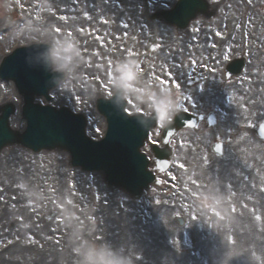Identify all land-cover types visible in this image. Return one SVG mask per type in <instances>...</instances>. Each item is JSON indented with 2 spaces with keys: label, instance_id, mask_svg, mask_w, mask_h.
<instances>
[{
  "label": "rangeland",
  "instance_id": "rangeland-1",
  "mask_svg": "<svg viewBox=\"0 0 264 264\" xmlns=\"http://www.w3.org/2000/svg\"><path fill=\"white\" fill-rule=\"evenodd\" d=\"M30 1L0 0V28L26 18L21 28L12 27L10 34H0V59L12 48L31 42L53 40L55 46H62L66 52L60 51L58 56L70 55L71 59L66 62L54 56V64L67 67L71 81L50 93L51 103L84 113L87 134L97 139L105 123L94 101L110 96L112 87L121 82L125 55L143 51L139 30L109 24L122 9L121 3L108 8V0H74L75 6L69 0H43L36 7L39 0ZM47 2L56 6L49 13L44 9ZM215 5L220 7L221 3ZM58 7L64 13L58 12ZM144 7L141 4L142 10ZM251 10L254 14L259 9ZM129 14L141 15L139 11ZM53 17L64 18L65 23L45 26L47 18ZM77 17L79 21L72 23ZM219 19L211 22L213 26L217 27L215 21ZM67 28L76 33L70 37V49L64 45L70 44ZM49 30L57 35L51 38ZM252 42L240 46L242 51L231 47L224 53V58L231 54L250 58L242 77L224 88L223 103L212 101L210 108L217 123L199 133L183 134L192 137H181L179 143L185 148L183 144L189 142L192 153H181L186 159L174 160L161 177L162 184L152 186L140 203L121 190L109 189L100 174L70 168L64 152L34 153L20 146L3 149L0 264H114L129 257L133 264H264V144L252 133L264 119V74L252 75L257 73L253 63L258 57ZM128 43L131 47L127 49ZM85 50L90 54L85 56ZM138 74V66H133L131 76ZM250 79L254 80L252 88L246 86ZM233 82L238 83L236 87L230 86ZM6 100L18 102L12 85L1 82L0 102ZM10 126L18 130L24 127L18 109L10 117ZM156 138L155 132L151 139ZM214 139L224 145L221 157L209 154L206 145L202 147ZM12 152L18 159L9 162L12 170L5 175L4 157ZM54 161L63 169L64 177L57 174L59 167L53 166ZM179 217L184 220L182 226Z\"/></svg>",
  "mask_w": 264,
  "mask_h": 264
},
{
  "label": "water",
  "instance_id": "water-1",
  "mask_svg": "<svg viewBox=\"0 0 264 264\" xmlns=\"http://www.w3.org/2000/svg\"><path fill=\"white\" fill-rule=\"evenodd\" d=\"M26 96L27 95L24 97L23 95L25 101L23 109L25 115L29 119L30 124L32 121L38 130H43L40 132L42 136L38 138V133L36 131L34 132V138L26 134L18 135L15 131H9L3 136L4 132L7 131L8 114L15 109V106L9 103L3 108L0 107V113L2 112L0 116V150L12 143L29 144L34 149L40 147L39 145L44 146L46 149H65L69 151L71 155L72 165H81L86 170H102L104 179L111 188H123L133 196L140 197L142 187L147 185V182L138 181H140L143 176L145 177L146 171L145 169L138 168L134 170V173L131 172L130 165L126 163L124 154L115 147L113 140L108 137L103 142H93L84 137L81 129H78V132L75 133V126L66 124L59 116L63 114L64 109H45L49 113V116H47V118H42L44 121L31 118L32 115L36 118L43 115H40L41 113L38 109H28V107H26V103H28L29 100L32 102L31 97L25 100ZM259 132L263 133L261 130ZM139 133H141L140 130L135 131L137 135L133 137V140L137 142L134 146L136 151L146 139V131L143 132V136L140 139L137 138L140 137ZM135 150L132 151V154L135 153ZM155 155L156 158L159 159L158 153L155 152ZM134 156L135 155L130 157L133 158ZM98 161H100V163ZM130 162L131 168L137 165L134 159ZM163 163H165V161H163Z\"/></svg>",
  "mask_w": 264,
  "mask_h": 264
},
{
  "label": "bare ground",
  "instance_id": "bare-ground-1",
  "mask_svg": "<svg viewBox=\"0 0 264 264\" xmlns=\"http://www.w3.org/2000/svg\"><path fill=\"white\" fill-rule=\"evenodd\" d=\"M45 8H47L46 6H45ZM1 29V28H0ZM7 30V29H6ZM28 31V30H27ZM67 32V35H70V37H71V31H66ZM49 33L51 34V37L53 36V34L54 35H57V33L56 32H54L53 30H49ZM9 34H10V32H9ZM49 34V35H50ZM8 37L9 36H7L6 37V39L8 40ZM5 39V40H6ZM4 40V41H5ZM71 41V39L69 38V40H68V42L70 43V44H64L66 47H68L69 49H70V47H71V43L72 42H70ZM62 47V46H61ZM259 50H260V52H262V53H264V45L262 44L261 46H259ZM76 63H74V65H75ZM12 123H14V124H16L17 122L15 121V119H13V122ZM8 156H5L4 157V160H5V165H6V171H5V175H9V171H11L12 170V166H11V164L9 163L10 161L11 162H13L14 160H16V159H18L17 157H15V155H16V153L15 152H12V153H10V154H7ZM54 160H56V161H58L57 159H54ZM56 161H54V164H53V166H56V167H59L58 169H57V174H59V175H61V176H63L64 177V175H63V169L59 166V163H57ZM14 163H16V161L14 162ZM14 168H16V166H13V169ZM68 179H70V177H68V176H66ZM107 220V219H106ZM112 220H111V218L110 219H108L107 220V222H108V225L105 227V229L108 227V226H110V222H111ZM151 247H153L152 245H151Z\"/></svg>",
  "mask_w": 264,
  "mask_h": 264
},
{
  "label": "clouds",
  "instance_id": "clouds-1",
  "mask_svg": "<svg viewBox=\"0 0 264 264\" xmlns=\"http://www.w3.org/2000/svg\"><path fill=\"white\" fill-rule=\"evenodd\" d=\"M63 59L67 62V61H70L71 57L69 55V56L63 57ZM130 75H131L130 72L123 71L121 73V82H127L129 80ZM166 94H167V91H166ZM160 115H162L165 120H167L169 116L171 115V112L169 111L166 105L162 106ZM160 115H158V119L160 118ZM114 264H133V259L130 257L129 258H119L114 262Z\"/></svg>",
  "mask_w": 264,
  "mask_h": 264
},
{
  "label": "flooded vegetation",
  "instance_id": "flooded-vegetation-1",
  "mask_svg": "<svg viewBox=\"0 0 264 264\" xmlns=\"http://www.w3.org/2000/svg\"><path fill=\"white\" fill-rule=\"evenodd\" d=\"M205 60L191 59L188 66H183V71L190 72L192 75L197 73L203 74L205 69Z\"/></svg>",
  "mask_w": 264,
  "mask_h": 264
},
{
  "label": "snow or ice",
  "instance_id": "snow-or-ice-1",
  "mask_svg": "<svg viewBox=\"0 0 264 264\" xmlns=\"http://www.w3.org/2000/svg\"><path fill=\"white\" fill-rule=\"evenodd\" d=\"M57 31H59V29H57ZM217 147H219V145H217ZM233 211H235V209H233Z\"/></svg>",
  "mask_w": 264,
  "mask_h": 264
}]
</instances>
